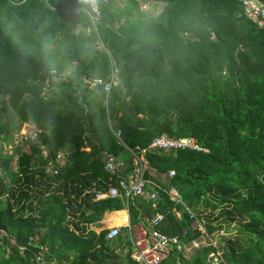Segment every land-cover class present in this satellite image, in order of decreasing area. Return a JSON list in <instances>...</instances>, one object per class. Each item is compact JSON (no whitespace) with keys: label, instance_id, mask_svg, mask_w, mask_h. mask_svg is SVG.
Returning a JSON list of instances; mask_svg holds the SVG:
<instances>
[{"label":"trees","instance_id":"16d2710c","mask_svg":"<svg viewBox=\"0 0 264 264\" xmlns=\"http://www.w3.org/2000/svg\"><path fill=\"white\" fill-rule=\"evenodd\" d=\"M102 1L97 28L107 51L93 45L95 32L83 31L91 25L86 0H0V94L8 95L0 107V264H39L38 245L47 247L43 258L50 263L62 264L66 248H73L69 264H120L107 227L76 231L123 206L119 197L78 201L82 186L108 176L101 151H121L108 118L131 147L166 132L194 136L208 149L146 154L157 170H174L170 183L193 210L207 212L209 235L224 222L240 224L234 241L198 249L194 264H209L214 251L220 252L217 264H264V29L242 14L238 0H154L165 3L156 16L138 0ZM66 4L83 9L63 14ZM112 68L119 84L108 95L101 85L83 82L107 80ZM50 70L60 76L61 93L43 102ZM15 117L48 129L46 158L39 141L29 152L14 148L18 156L6 150ZM61 148L70 153L58 174L38 167L59 166L54 157ZM13 164L19 175L4 180L1 172ZM173 205L163 193L156 202L134 198L131 223L161 213L157 227L167 235L186 242L198 236ZM179 257L172 251L163 263L191 264ZM126 259L133 264L129 254Z\"/></svg>","mask_w":264,"mask_h":264},{"label":"built area","instance_id":"2783aa9c","mask_svg":"<svg viewBox=\"0 0 264 264\" xmlns=\"http://www.w3.org/2000/svg\"><path fill=\"white\" fill-rule=\"evenodd\" d=\"M90 2V10H88L89 17L92 23L95 25L100 16V8L97 4V0H88ZM241 5L242 14L252 21L257 27L264 28V0H238ZM63 13H71L78 15L81 11V7L71 4L62 6ZM96 20V23H94ZM96 40H100L99 38ZM101 41V40H100ZM102 43V42H101ZM103 46V43H102ZM104 47V46H103ZM51 78L59 80L60 76L55 73L54 70H50ZM90 87L101 85L106 95L112 90L114 86L119 84L117 70L112 68L109 78H93L86 81ZM26 124V133L24 135L25 141L39 139V147L41 154L44 152L46 143L42 139V129L37 127H31ZM110 129L114 136L117 138L118 143L124 147L130 153V161L125 162L121 158H118L113 152L107 150L102 151L103 169L117 178V184L109 186L107 191L97 188L101 181V177L92 181L88 186L82 187L78 201L85 199L87 195H92V201L104 200L106 198L119 197L126 205H129V201L134 198H140L147 201L156 202L161 199V194H165L170 201L173 202L172 212L174 215L181 219L183 214H186L191 220L190 229L196 230L199 235L191 238L190 240L182 241L179 235H167L157 228V225L163 220V214L156 213L154 216L144 218L140 223L132 225L127 223L128 241L129 246L127 254L133 264H166L163 263L170 253L174 251L178 258L182 256L186 259H191L196 255L197 250L204 246L216 247L215 242L210 239L212 235L207 232L205 223V217L201 216L193 210L183 199L179 190L170 183V178L174 176V170H170L163 175L162 181L158 182L153 179L152 170L153 166L148 161L146 154L148 152H167L176 150H195L207 152L208 149L199 145L197 138L194 136H170L166 132H162L155 136L147 146L141 147L136 145L135 147H129L121 138L122 130L114 123L110 125ZM88 149V148H87ZM68 152L58 150L54 157V161L63 166L66 163ZM43 156V155H42ZM47 154L43 157L46 158ZM129 167V171L126 174L121 172ZM46 171L51 175L58 173L57 168H51V166H45ZM110 176V178L112 177ZM74 197V194L72 195ZM83 207H85L83 205ZM121 232V226H109L106 233L107 240H113L119 236ZM39 246V252L35 255V260L42 264L44 261L43 253L47 251V247L43 245ZM217 248V247H216ZM22 250L23 248L20 247ZM221 260L220 252H209L206 258V262L209 264H217Z\"/></svg>","mask_w":264,"mask_h":264},{"label":"rangeland","instance_id":"374dc122","mask_svg":"<svg viewBox=\"0 0 264 264\" xmlns=\"http://www.w3.org/2000/svg\"><path fill=\"white\" fill-rule=\"evenodd\" d=\"M138 3L141 6L142 10L145 11L146 14L149 16H156L158 13L161 12L163 6L165 5V3H158V2H155L154 0H138ZM94 23H96V20ZM94 26L95 25L92 23L91 27H86L83 29V31L85 32L86 35H90L92 33V30H95ZM100 40H94L92 43L96 48L104 49V47L102 46V43L104 44V42L101 38H100ZM104 46H105V44H104ZM71 69L72 68L69 67L67 69V72H70ZM58 81L59 80L52 79L51 84H48L47 82H45V84L43 85V88H42V93H41V95H43V97H42L43 102L48 101V100L52 99V97L54 95H59L61 93V91L60 90L58 91V89L56 87V83H58ZM86 81H88V78H85L83 82L88 83ZM7 98H8V95H1L0 94V107H1V101L7 100ZM23 98L25 100H28L29 95L25 94ZM104 102L106 103V101H104ZM6 115H7L6 117H8L9 113H7ZM26 124H29L28 125L29 129L31 127H37L38 129L40 128L43 130V128H44L48 132V129L45 128L44 124L40 125L37 123H30V122L29 123H24V122L22 123V122H20L18 117H15L10 122V128H9V132L12 136V140L11 141L8 140L7 142H4L6 150L13 153L14 148L18 147V148H20V152H22V153L31 151L30 144L35 143L36 140H34V141L29 140V141H26V143L23 142L24 141L23 140L24 135L27 131L26 127H25ZM43 132H45V131L43 130ZM45 134H47V133L45 132ZM21 140H23V141H21ZM37 140L39 141V139H37ZM0 142H1V140H0ZM169 151H167V152H169ZM44 152H46V154H47L46 147H44ZM172 152L174 153L175 150ZM13 154H16V153H13ZM46 154H44L42 152L43 157ZM128 156L130 157V155H128ZM6 174H9L11 177H15V176L19 175L18 166L13 164V166H9L8 171L3 170L1 172V175L4 178V180H5ZM2 203L4 204V201H2ZM203 215L205 217L208 214L205 211V212H203ZM239 226H240V224L238 223V221H233L231 223L230 222H224L223 228L219 231H216L214 233V235L211 236L210 239H212L215 242L216 247H220L222 245H227L229 243L228 241H234L235 240V238L238 234L237 230H238Z\"/></svg>","mask_w":264,"mask_h":264},{"label":"crops","instance_id":"0c3cea01","mask_svg":"<svg viewBox=\"0 0 264 264\" xmlns=\"http://www.w3.org/2000/svg\"><path fill=\"white\" fill-rule=\"evenodd\" d=\"M124 2H125V0H120L121 5H123ZM155 2L164 3L163 1H155ZM262 29H264V28H262ZM98 38L100 39V36H98ZM118 80H119V78H118ZM113 122H114L113 119H111V118L107 119V125H108L109 129H110V125H112ZM113 136H114V134H113ZM115 139H116L117 144L120 146L122 152L121 151L120 152H113L111 150H107V151L113 152L118 158H121L125 162H129L131 158L128 155H130V153L118 143V140L116 137H115ZM129 147H131V146H129ZM101 153H102V151H101ZM128 171H129V167H127L121 173L126 174V173H128ZM165 173L166 172L159 171L153 167L152 176H153L154 180H156L158 182L162 181V179H163L162 177ZM110 176H112V175L108 173L107 178H101V181H100L99 185H97V188L104 190V191H107L109 186L116 185L118 183L117 178L114 176H112L110 178ZM34 204L35 203L33 202V206H36ZM75 206H76V204H75ZM81 211H84V209H82ZM88 212L89 211H87L85 213V215H87ZM35 213H38V211H35ZM154 215H152V216H154ZM146 217H151V215L150 216L144 215L141 220H138L134 223H131V218H130V213H129V205H126L123 202L122 208L112 209V210L106 209L105 213L101 216V218L99 220H97L95 222H91L89 224H84V222H82L80 224V228L76 231L78 233L80 232V233L85 234V233H88L90 230H97L99 227H102V226L107 227V228L109 226H121V232H120L119 236H117L115 239L111 240V242L113 241V243H111V242L110 243L112 244V246H115L114 247V255H115L114 261H116L117 263H120V264H129L127 259H126L127 250H128V246H129L127 223H130L132 225H136V224L140 223ZM190 225H191V220H190ZM72 227H75V226H72ZM157 228L159 229V227H157ZM212 235H214V233ZM75 253H76L75 249H73V248L67 249L66 248L67 258H64L61 263L62 264H69V261L72 259V257L75 255ZM56 263H54V262L50 263L49 261L44 260L42 264H56ZM166 264H168V263H166Z\"/></svg>","mask_w":264,"mask_h":264},{"label":"clouds","instance_id":"9594fccd","mask_svg":"<svg viewBox=\"0 0 264 264\" xmlns=\"http://www.w3.org/2000/svg\"><path fill=\"white\" fill-rule=\"evenodd\" d=\"M100 1H102V0H100ZM86 2L88 3V5H89V9L88 10H90V2L88 1V0H86ZM103 2V1H102ZM97 4H98V0H97ZM68 5V4H67ZM71 5H73V4H71ZM76 6H79V5H76ZM79 7H81V6H79ZM83 8L81 7V10H82ZM88 10L87 9H85V11L86 12H88ZM63 12V11H62ZM81 12V11H80ZM64 14H66V13H64ZM73 15V14H72ZM89 15V14H88ZM100 17V16H99ZM91 20V19H90ZM98 20H99V18H98ZM98 20H97V23H98ZM97 23H96V29L95 30H92V32H95V34H96V39L98 38V28H97ZM92 26V21H91V25L90 26H88V27H91ZM95 39V40H96ZM104 46V45H103ZM98 49H100V48H98ZM100 50H105V51H107V49L105 48V46H104V49H100ZM85 78H88V80H92L93 78H100V77H93V78H91V77H84L83 78V81H84V79ZM88 85H89V83H87ZM43 134V133H42ZM35 142H38V140H36ZM39 145V144H38ZM40 148V147H39ZM88 148V149H87ZM85 150H87V151H89L90 150V148L89 147H85L84 148ZM41 150V149H40ZM58 150H62V151H67L68 152V154L70 153V150L69 149H67V148H61V149H58ZM105 150V149H104ZM103 151V150H102ZM102 154V153H101ZM38 167H41V168H43L45 171H46V168H45V166H38ZM64 166H51V168L53 169V168H57L58 169V172L60 171V169L61 168H63ZM47 173H49L48 171H46ZM50 174V173H49ZM58 174V173H57ZM51 175V174H50ZM52 176H54V175H52ZM92 182V181H91ZM91 182H89V184L91 183ZM74 185H76V183H74ZM82 187H85V186H82ZM81 190H82V188H81ZM74 194V193H73ZM72 194V195H73ZM71 195V196H72ZM88 196V195H87ZM78 199H79V197H78ZM86 199V198H85ZM82 200V199H81ZM85 206V205H84ZM81 210L82 209H84V214L87 212V211H89L88 212V214H90L91 213V210L90 209H88L86 206L85 207H83V205L81 206V208H80ZM87 214V215H88ZM76 216H78V213L76 214Z\"/></svg>","mask_w":264,"mask_h":264}]
</instances>
